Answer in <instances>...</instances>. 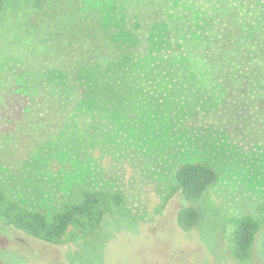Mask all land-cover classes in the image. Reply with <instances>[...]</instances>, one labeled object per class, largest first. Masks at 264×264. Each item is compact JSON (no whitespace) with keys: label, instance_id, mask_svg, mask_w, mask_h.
<instances>
[{"label":"rangeland","instance_id":"1","mask_svg":"<svg viewBox=\"0 0 264 264\" xmlns=\"http://www.w3.org/2000/svg\"><path fill=\"white\" fill-rule=\"evenodd\" d=\"M20 65L0 54V71L20 76L17 87L0 98V186L22 205L46 212L75 185L121 189L136 220L113 219L95 235L64 246L37 241L0 222V263L240 264L225 250L222 227L210 209L232 216L264 213V132L246 138L242 129L234 132L223 118L216 120L193 68L147 63L113 69L106 86L112 91L86 99L56 132L46 129L38 143L24 116L26 103L53 98V85ZM68 97L58 99L69 103ZM191 162L212 166L219 177L197 204L198 225L184 231L177 221L183 199L174 198L161 213L158 209L175 183L176 168ZM255 251L251 264H264V228Z\"/></svg>","mask_w":264,"mask_h":264},{"label":"trees","instance_id":"2","mask_svg":"<svg viewBox=\"0 0 264 264\" xmlns=\"http://www.w3.org/2000/svg\"><path fill=\"white\" fill-rule=\"evenodd\" d=\"M103 1L0 0V54L53 85V98L24 102L38 143L46 129L56 132L86 99L108 90L113 69L147 63L193 68L216 120L223 118L234 132L242 129L246 138L264 132V0ZM18 77L0 71V98L17 87ZM65 93L69 103L58 99ZM43 109L48 113L42 115ZM218 177L206 163L177 167L158 213L179 197L186 205L178 211V225L194 229L197 204ZM210 213L222 227L225 250L236 262L251 264L264 213ZM116 218L136 220L121 189L75 185L46 212L22 205L0 186V222L53 246L80 242Z\"/></svg>","mask_w":264,"mask_h":264}]
</instances>
